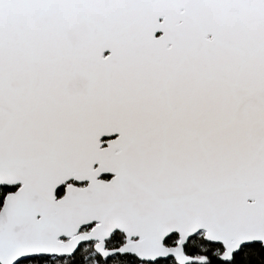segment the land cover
Wrapping results in <instances>:
<instances>
[{
	"label": "snow or ice",
	"instance_id": "6c2138e0",
	"mask_svg": "<svg viewBox=\"0 0 264 264\" xmlns=\"http://www.w3.org/2000/svg\"><path fill=\"white\" fill-rule=\"evenodd\" d=\"M0 264H264V0H0Z\"/></svg>",
	"mask_w": 264,
	"mask_h": 264
}]
</instances>
